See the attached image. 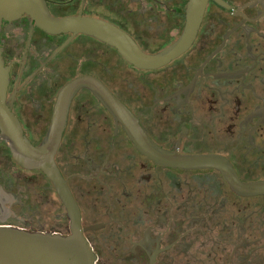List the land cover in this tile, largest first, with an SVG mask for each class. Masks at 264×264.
Masks as SVG:
<instances>
[{
  "label": "flooded vegetation",
  "instance_id": "obj_1",
  "mask_svg": "<svg viewBox=\"0 0 264 264\" xmlns=\"http://www.w3.org/2000/svg\"><path fill=\"white\" fill-rule=\"evenodd\" d=\"M55 17H91L147 55L183 38L194 0H46ZM7 105L24 135L44 144L60 90L99 79L165 154L133 141L88 86L70 97L55 164L67 181L96 264H264V0H209L194 40L168 63L143 68L90 34L52 33L32 18L4 20ZM246 189H244V188ZM0 226L68 235L53 182L21 166L0 138Z\"/></svg>",
  "mask_w": 264,
  "mask_h": 264
},
{
  "label": "water",
  "instance_id": "obj_2",
  "mask_svg": "<svg viewBox=\"0 0 264 264\" xmlns=\"http://www.w3.org/2000/svg\"><path fill=\"white\" fill-rule=\"evenodd\" d=\"M208 1H193L183 38L169 53L162 56L145 54L129 35L105 21L84 17L82 14L55 17L46 0H0V32L4 20L11 21L28 15L48 32L90 34L117 48L128 61L143 68H155L168 63L190 46ZM9 83L10 68L5 66L0 46V138L8 141L14 159L21 166L41 169L53 182L68 211L71 232L68 235H61L0 226V264H96L95 255L82 231L79 211L67 181L55 164V155L62 138L70 97L82 85L95 90L106 101L122 121L133 141L149 157L176 166H192L208 161L206 158L179 157L158 152L139 127L132 113L99 79L93 76L75 78L60 90L48 138L44 144L35 146L24 135L18 118L7 105ZM248 189L264 192V185L252 186Z\"/></svg>",
  "mask_w": 264,
  "mask_h": 264
},
{
  "label": "trees",
  "instance_id": "obj_3",
  "mask_svg": "<svg viewBox=\"0 0 264 264\" xmlns=\"http://www.w3.org/2000/svg\"><path fill=\"white\" fill-rule=\"evenodd\" d=\"M25 17H27V18H30L28 15H24Z\"/></svg>",
  "mask_w": 264,
  "mask_h": 264
}]
</instances>
